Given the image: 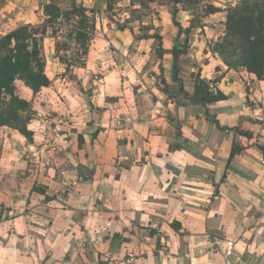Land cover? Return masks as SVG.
<instances>
[{"label":"crops","instance_id":"obj_1","mask_svg":"<svg viewBox=\"0 0 264 264\" xmlns=\"http://www.w3.org/2000/svg\"><path fill=\"white\" fill-rule=\"evenodd\" d=\"M82 1L79 4L87 9L89 23L94 27L83 64L75 63L67 56L70 42L69 49L56 51V46L63 43L58 35L61 31L51 35L48 30L43 41L45 59L57 68H65L70 75L69 78L52 77L49 86L42 87L37 94L31 91L26 100L31 102L35 113V95L63 93L64 98H69L72 90L83 92L87 83L90 96L95 94L99 85L106 106H89L91 120L87 126L99 122L90 141L80 135L75 144L63 150L54 152L50 147H44V152L56 162L50 166L44 165L36 156L27 155L21 157L28 161L23 170L17 168L14 172H5L6 146L18 130L0 127V261L10 243L4 235L6 224L11 225L9 235L15 231L18 239L25 242L24 248H27V237L20 229L37 237L33 243L37 251L43 252L40 264H44L53 253L58 254L66 241L72 244V248L64 255L65 264L90 260L93 251L78 253L71 237L81 232L87 234L89 225L95 229L102 224H119L122 219L126 223L120 231L104 235L100 246H93L97 264H108L104 259L106 252L109 260L115 262L119 256L125 264L150 258L155 264H169L170 254L172 259L190 254L191 258L186 259L185 264H202V254L194 252V248L200 246L197 240L201 235L199 230L203 227L211 241L219 235L215 228L209 227L211 221L225 217L232 220L233 213L237 219L252 220L248 230L256 231L247 238L248 245L255 241L257 232L264 238V232L259 231L264 227V211L259 210L264 208V78L258 79L244 67H228L211 51V42L224 32L225 18L222 17L226 15V6L222 4L227 1L213 2L221 6V10L206 20L219 16L216 26L212 25L213 20L211 27L204 21L190 29L187 35L180 32L179 26L184 30L191 19L185 26L181 23L183 14H178L177 26L172 14L164 7H160L148 21H134L138 23L137 27L131 24L120 29L110 23L107 0ZM42 4L43 0H0V34L4 35L19 25L41 23L44 20L40 15ZM117 44L124 48L123 53ZM174 48L181 51L176 72L173 71ZM112 53L123 56V68ZM63 54L67 57L66 62L60 61ZM108 59L113 62L105 67ZM84 69H88L84 75L76 74L84 73ZM97 69L104 71L101 73ZM196 76L207 83L210 100L196 101ZM133 78L139 79L140 83L130 84ZM142 92L150 94L149 99H139ZM44 103L40 101L39 106L45 107ZM129 105L136 113L135 122L123 127L124 118L129 115ZM146 111L149 115L145 117ZM52 114L58 115L55 111ZM117 115L120 117L117 123L123 132L119 137L114 135L115 127L109 131L107 123ZM26 128L31 132L30 143L42 139L34 130ZM51 128H57L59 135L64 134L55 123ZM70 131L77 132V127L73 125ZM137 136L142 139L139 146L135 140ZM66 139L70 140L71 136ZM49 143L56 144V140L50 138ZM234 145L238 151L230 158ZM117 149L121 150V155H130L129 150H133V154L128 161H121L114 155ZM66 154H71L79 163L67 167L59 163L66 159ZM93 160L96 161L94 167L87 168L84 162ZM73 167L75 177L69 175ZM112 169H116L115 175L111 174ZM36 172L40 178L32 180ZM49 177L58 185L55 194H49ZM61 180L76 185L65 184L61 189ZM137 180L139 189L134 187ZM29 181L31 187L26 193L22 192ZM106 181L112 182L108 192L101 193L94 201L85 199L93 191L99 193L100 185ZM209 188L212 194L205 204L201 196ZM5 189L7 193L21 194L13 196L9 203ZM22 200L26 207L14 212L13 205H19ZM81 204L86 207L78 206ZM248 205L251 207L241 216L237 209ZM128 213H134L135 219L128 220ZM145 215L148 216L147 227L142 223ZM153 224L155 227L151 226ZM144 228L147 233L142 232ZM46 233L53 235L49 238ZM173 246L175 252H172ZM81 247L89 249L87 243ZM133 247L145 250L134 253ZM20 249L21 245L17 243L16 260L19 264H29ZM213 249L215 255L219 248L213 245ZM208 251L211 250L205 249V253Z\"/></svg>","mask_w":264,"mask_h":264},{"label":"clouds","instance_id":"obj_2","mask_svg":"<svg viewBox=\"0 0 264 264\" xmlns=\"http://www.w3.org/2000/svg\"><path fill=\"white\" fill-rule=\"evenodd\" d=\"M255 2V0H249V4ZM260 3H264V0H259ZM44 4H50L52 3V0H43ZM77 3H80V0H77ZM228 3H230L233 10H235L238 6L241 5V0H228ZM106 5H102L104 7ZM40 15L43 19H46V17L43 16V8H41ZM222 18H226L222 17ZM62 19V17H61ZM77 19H79L77 17ZM190 19V17L187 14H183V18L181 20V23L187 26V21ZM42 22V20H41ZM146 22V21H145ZM32 29H28V31H31ZM62 31L66 32L67 29H62ZM49 32H51V29H49ZM3 34H0V37H2ZM61 39H64L62 36ZM18 41L13 38L11 42V49L13 53L16 51V45ZM27 45L26 51L29 53L32 51V40L26 39L23 41ZM111 43V41H110ZM71 47L70 50L67 53V56L69 58L72 57L73 51L72 49H77L79 46L75 43V41L70 42ZM116 47L119 49L121 53L124 52V48L117 44ZM112 56L115 57V59L120 63V67L123 68L124 66V59L123 56L118 55L116 53H112ZM12 63H15V56L12 57ZM113 61L112 59H108L106 61L105 67H107L108 64H111ZM29 67L31 68L32 72L38 73L40 71L39 67L37 66V63L35 60L30 59ZM61 68H57L56 71H61ZM98 72H103L104 69H97ZM88 72V69H84V73L77 72L76 74L78 76L84 75ZM49 77V79L52 78L54 73L52 71H48L46 73ZM111 82V81H109ZM13 83L17 86H22L24 84V80L21 79V74L16 73L13 76ZM140 83L139 79L133 78V80L130 82V84H138ZM43 87V85H41ZM160 87H163V85H160ZM131 88L129 89V91ZM31 89L30 87L28 89H25V93L23 96H21V99H29ZM107 86H105V95H107ZM150 94L142 92L139 99L147 100L149 99ZM0 98H2L5 101V104H11L12 97L8 95L3 89H0ZM133 99H136L135 97ZM45 101L46 106L41 108L40 101ZM36 101V109L35 113L32 111V106L29 104L28 108H17V117L20 122V124L27 126L29 129L34 130L39 137H42L41 140H38L37 143H30L28 136L26 134H21L19 131H16L14 133L13 138L9 141L8 145L6 146V154L3 159V170L5 172L11 170L15 171L17 168L23 170L26 167V164L28 161L22 160L21 157L31 155L36 156L39 158L40 162H42L46 166H50L55 164L56 162L49 158L48 154L44 152V147L48 146L52 149V151L57 150H63L65 148L70 147L71 145L75 144L77 142V137L80 135H83L85 139L91 140L92 133H94L98 127L99 122H94L91 127H88V122L91 120L90 113V105L93 108L98 107H104L105 101L103 100L102 96L99 92V85H97V90L94 95H89V85L87 83L84 84V91L80 92L79 90H72L71 96L69 98H64V94L60 93L57 94V96H47V95H40L39 97L35 98ZM2 107V106H0ZM53 111L58 113V115L53 116ZM157 111H159L157 109ZM129 115L126 116L125 124L123 127H127L128 125L135 122L134 117L136 115L135 111L133 110L132 106L129 105L128 107ZM149 112H145L144 116H148ZM119 116L117 115L112 120L107 121L109 125V131H112V128L115 127L116 131L114 133L115 136H122V126L117 123L119 120ZM144 117H141L143 119ZM38 121V122H37ZM151 121H149L150 123ZM56 124L58 128L63 131V135H59L57 133V128H51L52 124ZM77 127V132L72 133L70 131L72 126ZM53 133H57L56 136H53ZM107 136V133L105 134ZM71 136L70 140H67L66 137ZM55 139L56 144H50L49 139ZM136 143L139 146L142 143L141 137L137 136L135 137ZM130 155L133 154V150H129ZM10 152V155L8 154ZM114 155L121 161H128L130 159V155H121V150L117 149V151L114 153ZM91 159V158H90ZM11 162V163H10ZM59 163L64 164L65 167H67L68 164H72L75 166L79 163L78 159H74L71 154H66V159H62L59 161ZM87 166V168L91 169L94 167L96 161H92L89 163L88 161L84 162ZM46 170V169H45ZM151 171V170H149ZM116 169H112L111 174L115 175ZM70 176L75 177L76 176V170L75 167H73L70 172ZM39 172H36L32 176V180H38ZM49 182L51 183V189L49 194H55V190L57 189L58 185L57 183L51 182V177L48 178ZM133 179H136L133 177ZM72 181L67 180H61L59 182V187L63 189V186L65 184H71ZM111 181H106L103 184L100 185L101 191L98 192H91L89 194V197L85 199H89L94 201L96 197L101 195L103 192H108ZM31 187V181H29L26 186L23 188L22 192L26 193L29 188ZM123 187V184L121 185ZM136 189H139L140 182L139 180L136 181V184L134 185ZM6 193L5 198L8 200L9 203L12 202V197L15 195H20L21 193H7V189L4 190ZM212 194L211 188L208 189V191L201 196V200L207 204L209 201L207 199L208 196ZM34 203H38V201H34ZM253 203H258L257 201H253ZM80 207H86V205H78ZM24 207L26 205L23 203V200L20 202L19 205H13L14 212L23 211ZM251 207V205H248L246 208H238L237 211L241 213V216L247 213L248 209ZM260 211H264V208L259 209ZM233 219L228 220L226 217L222 219H215L211 221L209 227L215 228L219 235L214 236L213 239L209 240V234L205 233L203 227L199 230L201 235L197 237V240L199 241L200 246L198 248H194V252H196L197 255L202 254V264H216L217 261H219V264H264V238H262L259 235V232H257L255 241L248 245L247 238L252 235V232H255V229L248 230V225L252 223V220L250 218L248 219H237L236 213L232 214ZM25 219H31V217H25ZM128 220L135 219L134 213H128L127 214ZM126 221L121 220L119 224H113L111 226L107 224H102L99 228L93 229L91 225L88 226L86 232H81L76 236L71 237V240L74 241L76 245V251L79 253L81 251H93V256L90 260H80V261H72L69 262V264H97L96 254L93 246H100L101 239L104 235H111L114 232L120 231L121 228L125 225ZM142 223L145 225V227L148 226V216L145 215ZM227 225V227H224ZM152 227H155V225H151ZM131 228L132 226L129 225ZM11 228L10 224H6L4 226V235L9 240V245L7 251L4 253V259L0 261V264H19V261L16 260V244L19 243L21 245V251L25 253V257L29 261V264H32L33 261H35V264H40V261L43 260V252L37 251L35 244L33 243L34 240L37 239L35 236L28 235L27 231L25 229H20L21 232L24 233V235L27 237V248H24V241L19 240L16 232L12 231L9 235V229ZM28 228H31V225H28ZM33 231H37L36 229H33ZM260 232H264V227H262ZM49 238L52 237V233H46ZM123 235V233H122ZM224 237L221 239L220 237ZM90 237V238H89ZM111 241H109L110 243ZM2 243V242H0ZM87 243L89 245V249H84L81 246ZM213 245H215L217 248H219V251L213 254L215 251L213 249ZM258 245V246H257ZM72 248V244L65 242L62 250L56 254L53 253V255L47 260L44 261V264H65L64 262V255L69 254V250ZM205 249H210L211 251H208L205 253ZM145 249L142 248H136L133 247V252H142ZM176 251V247H172V252ZM211 257V259H208ZM227 257L228 259H225ZM191 255H186L185 258L177 257L176 259H172L171 254L168 257L169 264H185L186 259H190ZM105 260H108V264H125L124 261L120 260L119 256H117L116 261L113 262L109 260L107 252L105 253ZM127 264H155L154 259L150 258L147 261L140 260V261H129Z\"/></svg>","mask_w":264,"mask_h":264},{"label":"trees","instance_id":"obj_3","mask_svg":"<svg viewBox=\"0 0 264 264\" xmlns=\"http://www.w3.org/2000/svg\"><path fill=\"white\" fill-rule=\"evenodd\" d=\"M151 1L153 0H131L132 9L130 12H137L140 8L141 10L145 7L147 8L148 3ZM186 1L198 2V0H175L174 4L177 2L182 4ZM107 2L108 11L117 4L112 3L111 0H107ZM42 8L43 16L46 19L41 23L37 25H19L0 37V89H3L12 97L11 104H5V101L0 98V106H2L0 107V127L7 126L17 129L20 133L26 134L28 138H31V132L27 130L25 125L20 124L16 109L28 108L31 102L21 99L18 94V86L13 83V76L16 73H20L21 79L24 80L23 86L30 87L32 93L37 94L42 88L41 85L47 87L51 83L45 72L46 60L43 52V41L49 29H51V35L60 30L59 27H54L53 24L60 20L61 17L66 21L71 20L74 16L79 18L75 21V25H71L65 32L67 41H64L68 46V42L74 40L80 46L79 49L73 51L72 55L73 61L79 64H83V57L86 55L88 42L91 38L90 33L94 29L93 25L89 23V17L86 14L87 9L82 4L75 5L73 3L70 9L67 10L61 9L54 3L42 4ZM178 10V7H174L171 10L173 23L177 26H179L176 21ZM218 11V8L208 4L204 16ZM225 16V30L223 33L218 34L215 41L211 42L212 53L218 55L230 68L244 67L258 79L264 78V3L255 0V2L249 4V0H241V5L235 10L229 7ZM201 18L193 17L189 26L184 30L179 26L180 32L183 31L187 35L190 29L200 26ZM125 27L121 26L118 28ZM28 29L32 30L28 31ZM13 38L18 41L15 53L10 47ZM26 39L32 40L33 47L30 53L26 51L27 45L23 43ZM60 48L69 49L61 44L56 46V51H59ZM180 53V50L173 49L174 72L177 70V58ZM13 56H15V63L11 62ZM30 59L36 61L40 69L38 73L34 74L29 67ZM66 60L65 54L60 56V61L66 62ZM195 99L202 102L211 99L207 83L200 79L199 76L195 77ZM32 111L34 113L33 109ZM237 151L238 149L235 148V145L232 146L230 158Z\"/></svg>","mask_w":264,"mask_h":264},{"label":"rangeland","instance_id":"obj_4","mask_svg":"<svg viewBox=\"0 0 264 264\" xmlns=\"http://www.w3.org/2000/svg\"><path fill=\"white\" fill-rule=\"evenodd\" d=\"M112 3H117L114 7H112L111 10H109V17H110V23L112 25H118V27H121V26H131V24H133V27H137L138 23L137 22H134V21H141V20H150V17L151 16H154L156 14V12H158L160 10V7H164L165 9H167L170 13H171V10L174 8V7H178V12H177V15L178 14H188L190 19H192L193 17L194 18H197V17H202L201 18V22H204L206 23L207 26H210L211 27V22L213 20V22L217 23L219 21V16H216V17H213V18H209L206 20L207 17H209L211 14L207 15V16H204L205 15V9L207 7L208 4L210 5H213L214 7L218 8L219 10H221V6L218 7L219 5L218 4H215L217 3V0H198V2H184V3H180V2H177L176 4H174V1L175 0H153L151 2L148 3L147 5V8H143L137 12H130V10L132 9V6H131V0H119L116 2V0H111ZM137 1V0H135ZM221 1V0H220ZM224 1V0H223ZM227 3H224L222 5H225V11H227V9L229 7H231L230 3H228V0H226ZM80 2H83L82 0H80ZM215 2V3H213ZM52 3H54L55 5H57L58 7H60L61 9L63 10H67V9H70V7L72 6V4L74 3L75 5L78 4L77 3V0H52ZM220 3V2H219ZM136 7V6H135ZM138 7V6H137ZM182 7V8H180ZM171 8V9H170ZM216 13V12H215ZM214 14V13H212ZM131 19V20H130ZM77 20V16H74L71 20L69 21H66V20H63V19H60V20H57L53 26L54 27H59L61 31L58 35H60V37L63 36V33L64 31H62V29H69L71 27V25H75V21ZM209 27V28H210ZM225 30V28H224ZM57 31V32H59ZM62 43V46H66V42L64 41H67L66 38L64 37V39H61L60 40ZM48 42V40H47ZM71 47V45H70ZM65 48V47H64ZM48 55H50V52H46ZM55 56V55H54ZM46 60V59H45ZM46 71H52L54 73V75L52 77H56L57 76L59 78L61 77H64V78H69V72L67 70H65V68H62L61 71H56V68L55 66H53V63L51 62H48V60L46 61ZM24 86H18V94L20 96H23L24 93H25V89L23 88ZM36 97H39L38 95H35L34 96V99ZM45 104V103H44ZM46 105V104H45ZM41 108H43L42 106H40Z\"/></svg>","mask_w":264,"mask_h":264},{"label":"built area","instance_id":"obj_5","mask_svg":"<svg viewBox=\"0 0 264 264\" xmlns=\"http://www.w3.org/2000/svg\"><path fill=\"white\" fill-rule=\"evenodd\" d=\"M213 26H216V23H213L212 24ZM76 185V183H72V186H75ZM142 232L143 233H147V229L146 228H144V229H142ZM216 247V246H215ZM216 249H218L217 247H216Z\"/></svg>","mask_w":264,"mask_h":264}]
</instances>
